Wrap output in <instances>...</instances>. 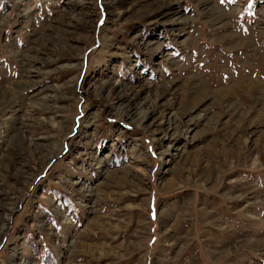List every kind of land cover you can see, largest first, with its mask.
<instances>
[{"label": "rangeland", "instance_id": "obj_1", "mask_svg": "<svg viewBox=\"0 0 264 264\" xmlns=\"http://www.w3.org/2000/svg\"><path fill=\"white\" fill-rule=\"evenodd\" d=\"M0 264H264V0H0Z\"/></svg>", "mask_w": 264, "mask_h": 264}]
</instances>
